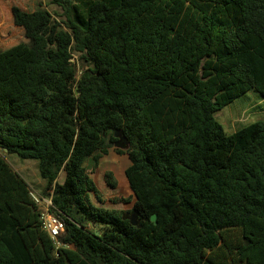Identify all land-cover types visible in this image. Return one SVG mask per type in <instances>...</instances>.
<instances>
[{"label": "trees", "instance_id": "16d2710c", "mask_svg": "<svg viewBox=\"0 0 264 264\" xmlns=\"http://www.w3.org/2000/svg\"><path fill=\"white\" fill-rule=\"evenodd\" d=\"M51 3L64 28L12 11L35 52L0 98V150L38 162L65 231L57 247L0 153V264H264V120L228 135L215 118L264 98V0ZM120 142L130 214L93 203L86 168Z\"/></svg>", "mask_w": 264, "mask_h": 264}, {"label": "rangeland", "instance_id": "374dc122", "mask_svg": "<svg viewBox=\"0 0 264 264\" xmlns=\"http://www.w3.org/2000/svg\"><path fill=\"white\" fill-rule=\"evenodd\" d=\"M51 2L52 0H0V98L3 95L17 93L22 88L24 65L26 61L33 58L35 52L33 44L25 37L23 29L14 24L13 9L19 8L25 12L47 11L52 19L64 28L62 22L66 18L63 10ZM73 62L79 74L83 68H86L78 54L74 55ZM18 102L22 103L21 100ZM215 118L223 126L226 134L231 135L255 122L264 120V98L258 92L251 90L217 112ZM117 149L125 152L127 145L120 142L109 148L108 154L101 157L97 163L93 159L86 163L88 173L96 183L101 199L98 200L94 194L91 197L98 207L130 214L135 202L125 175L130 161L126 153L118 154ZM0 153L26 177L31 183V189L46 197L42 193L45 186H40L46 182L39 175L37 161L24 160L16 154H8L2 150ZM108 173L112 174L116 186L109 185ZM65 177V173L61 172L58 182L63 184ZM121 199L126 201H120ZM90 228L94 229L93 226Z\"/></svg>", "mask_w": 264, "mask_h": 264}, {"label": "built area", "instance_id": "2783aa9c", "mask_svg": "<svg viewBox=\"0 0 264 264\" xmlns=\"http://www.w3.org/2000/svg\"><path fill=\"white\" fill-rule=\"evenodd\" d=\"M35 205L41 213L42 227L49 233L55 245L61 247L58 238L64 234L65 225L63 221L51 214L52 200L48 197H43L33 189L30 193Z\"/></svg>", "mask_w": 264, "mask_h": 264}, {"label": "water", "instance_id": "95a60500", "mask_svg": "<svg viewBox=\"0 0 264 264\" xmlns=\"http://www.w3.org/2000/svg\"><path fill=\"white\" fill-rule=\"evenodd\" d=\"M4 152H7V150H4ZM129 218H130V221L132 222L133 225H136L137 224V222H136V218H137L136 214H132ZM152 221L154 223H157V217H156V215H154L152 217ZM95 233H96V236H99L100 235V233L98 231H96Z\"/></svg>", "mask_w": 264, "mask_h": 264}, {"label": "crops", "instance_id": "0c3cea01", "mask_svg": "<svg viewBox=\"0 0 264 264\" xmlns=\"http://www.w3.org/2000/svg\"><path fill=\"white\" fill-rule=\"evenodd\" d=\"M12 166V165H11ZM13 167V166H12ZM14 168V167H13ZM14 170L17 172V173H19L25 180H26V182L29 184V186H31V183H29V181L26 179V177L19 171V170H17V169H15L14 168ZM45 184L46 183H42V184H40V186H42V187H44L45 186Z\"/></svg>", "mask_w": 264, "mask_h": 264}]
</instances>
